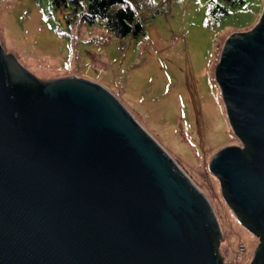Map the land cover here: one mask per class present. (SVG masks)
<instances>
[{
    "label": "water",
    "instance_id": "1",
    "mask_svg": "<svg viewBox=\"0 0 264 264\" xmlns=\"http://www.w3.org/2000/svg\"><path fill=\"white\" fill-rule=\"evenodd\" d=\"M241 146L215 154L264 264V14L217 69ZM208 198L104 87L40 81L0 44V264H225Z\"/></svg>",
    "mask_w": 264,
    "mask_h": 264
},
{
    "label": "rangeland",
    "instance_id": "2",
    "mask_svg": "<svg viewBox=\"0 0 264 264\" xmlns=\"http://www.w3.org/2000/svg\"><path fill=\"white\" fill-rule=\"evenodd\" d=\"M135 1L145 32L120 39L101 22H68L70 10L53 0H0V44L40 81L76 78L116 96L208 198L225 264H252L260 240L240 224L210 163L241 146L217 69L230 37L258 26L264 0Z\"/></svg>",
    "mask_w": 264,
    "mask_h": 264
},
{
    "label": "trees",
    "instance_id": "3",
    "mask_svg": "<svg viewBox=\"0 0 264 264\" xmlns=\"http://www.w3.org/2000/svg\"><path fill=\"white\" fill-rule=\"evenodd\" d=\"M228 1L237 6L244 4L246 0ZM53 3L58 10H70L68 22L80 19L90 26L101 22L120 39L127 37L136 39L145 32L144 25L139 20L135 0H53ZM213 12L228 15L227 8L220 5H217Z\"/></svg>",
    "mask_w": 264,
    "mask_h": 264
},
{
    "label": "built area",
    "instance_id": "4",
    "mask_svg": "<svg viewBox=\"0 0 264 264\" xmlns=\"http://www.w3.org/2000/svg\"><path fill=\"white\" fill-rule=\"evenodd\" d=\"M243 249H244V247H243Z\"/></svg>",
    "mask_w": 264,
    "mask_h": 264
}]
</instances>
